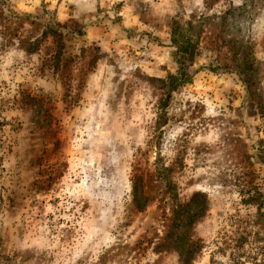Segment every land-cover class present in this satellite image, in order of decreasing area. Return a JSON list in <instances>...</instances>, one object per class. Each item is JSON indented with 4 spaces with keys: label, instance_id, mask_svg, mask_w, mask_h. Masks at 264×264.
Listing matches in <instances>:
<instances>
[{
    "label": "rangeland",
    "instance_id": "1",
    "mask_svg": "<svg viewBox=\"0 0 264 264\" xmlns=\"http://www.w3.org/2000/svg\"><path fill=\"white\" fill-rule=\"evenodd\" d=\"M184 244L264 264V0H0V264Z\"/></svg>",
    "mask_w": 264,
    "mask_h": 264
},
{
    "label": "trees",
    "instance_id": "2",
    "mask_svg": "<svg viewBox=\"0 0 264 264\" xmlns=\"http://www.w3.org/2000/svg\"><path fill=\"white\" fill-rule=\"evenodd\" d=\"M176 35H177V32H174L172 43L176 45V48H177L175 62L177 63L178 69H177L176 75L169 76L167 84H166L167 88L171 90H176L178 87L191 82V77L185 71L187 67L186 62L191 61L194 55L195 46H196V42H192L191 39L187 40L181 45H177V39L175 38ZM134 204L138 209H142V206L139 204L138 200H136L135 198H134ZM174 241H175L176 249H179L180 247H182V246H178L179 240L177 238ZM183 247H184L183 248L184 254L182 253V255L186 254L184 256L183 262L184 264H187L190 259V252L188 253L189 249L186 246V244H184Z\"/></svg>",
    "mask_w": 264,
    "mask_h": 264
}]
</instances>
